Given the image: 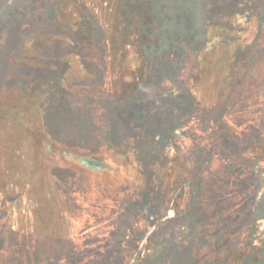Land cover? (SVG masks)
<instances>
[{"label":"trees","instance_id":"16d2710c","mask_svg":"<svg viewBox=\"0 0 264 264\" xmlns=\"http://www.w3.org/2000/svg\"><path fill=\"white\" fill-rule=\"evenodd\" d=\"M162 1L166 2L29 0L27 17L21 15L22 4L10 3L15 21L0 35L3 85L21 103H33L27 104L33 111L29 117L38 115L44 127L58 138L67 140L62 134L70 133L75 126L79 135L86 136V131L93 135L89 121L98 125L103 119L100 110H105L108 117L111 109L107 106L121 104L118 91L109 92L115 97L111 103L106 102V95L101 97L108 91L101 82L107 62L130 65L131 79L140 82L136 71L147 56L144 35L159 28L152 30L151 20L161 15V21L166 15L171 20L161 31L166 45L161 56L174 60L175 75L163 80L164 73L155 69L152 75L159 76L161 83L152 82L138 90L142 93L154 86L158 92L150 98L158 100L169 83L175 89L169 91L174 105L169 145L140 140L134 145L139 146L137 155L136 147L118 138L111 143L104 141L105 147H118L123 154L140 159L145 156V171L140 172L137 185L119 189L125 194L123 198L112 199V204L105 206L104 199L110 197L105 189L99 194L89 188L91 207L78 205L76 220L68 219L52 230L25 225V219L20 220L24 210H11L3 201L0 264H146L152 257L139 253L152 246L154 232L160 233L157 250L172 248L175 255L158 264H264V236L259 237L255 213L264 173V0H170L165 5ZM209 30L218 34V43L202 59L194 46L206 41ZM51 61L61 63L55 66ZM115 63L109 65L114 67ZM71 66L78 67L73 73L76 78L69 79L77 85V91L70 92L66 105H62L67 77L65 80L61 76L70 75L67 69L73 70ZM118 68L121 74L125 72ZM89 78L92 87L102 91L96 96L88 84L78 86ZM188 84H198L195 94L179 93ZM143 96L140 94L145 101ZM9 103L0 102V110H8ZM73 107L81 114L78 111L72 115ZM137 135V130L133 131L132 137L136 139ZM82 136L84 140L91 137ZM167 149L180 163L179 172L175 171L176 185L171 183L169 187H174L175 208L166 204L173 193L169 199L161 195L167 189ZM153 166L162 174L155 170L159 176L146 175ZM56 205L43 208L48 225L60 217L61 208ZM30 207L36 210V204ZM12 232L14 237L8 239ZM174 233V239L164 238Z\"/></svg>","mask_w":264,"mask_h":264},{"label":"rangeland","instance_id":"374dc122","mask_svg":"<svg viewBox=\"0 0 264 264\" xmlns=\"http://www.w3.org/2000/svg\"><path fill=\"white\" fill-rule=\"evenodd\" d=\"M12 1H15L18 6L22 4L23 12L21 15L23 17L28 16L26 6L29 4V0H0V35L4 30L9 29L15 21V15L13 12L9 11ZM167 1L169 2L170 0H166V2L162 1L161 4H167ZM159 6L163 9L161 5ZM160 18H162V15L156 19L153 17L151 20L152 30L159 28L155 29L152 34H148L147 32V34L144 35V49L146 50L145 53L147 56L140 60L141 63H139L141 67L136 71L137 74L139 73L138 75L140 77L138 79L140 82L135 83L137 82L135 78L131 79L132 67L130 65L124 64L122 61H111L107 62L106 66L103 67L105 69V75L101 78L102 86L108 88L105 94L101 93L102 91L97 89V86L94 85L93 87L95 88L92 87L90 78L84 84L78 85L85 86L88 84V88L91 87L90 91L93 95L96 96L99 93H101V97L106 95V102L108 103L115 100V97L110 94L111 90L112 93L118 91V97L121 99V104L107 106L109 110L111 109L110 114L108 112V117L105 115V110L98 111L100 113L99 117L103 118L99 121L98 125L89 121L91 124L90 128H92L90 132L92 131L93 135L92 133L88 135L87 131L85 132L87 134L86 136L85 134L79 135L78 126H75L70 133L62 134L64 137L67 136V140L58 138L56 135L50 133L41 123L42 121L38 115H35L36 117L34 116V118L31 116L29 117L33 112L30 110L32 106L29 105H33V103L30 101L27 102L29 105L21 103V101L13 95V92L8 90L5 84L3 85L4 80L2 79V75H0V102H7L8 105L9 100H13H10V102L13 103H9L11 107H9L8 110L5 112L2 108L0 110V195L4 192L3 197H0V206L4 201L11 210L16 207H20L24 210L23 214H20V220L22 221L25 219L23 221L25 225L31 226L32 228L36 226L37 228H41V230L55 229L68 219L74 220L78 217V205L83 203L85 206L87 205V209L91 207L88 204L91 203V201L87 197L89 188L91 192L95 190L98 193L99 190L105 189L107 198L110 196L106 201L104 199L105 206H108L111 205L112 201L117 199V197L123 198L125 194L118 192L121 187L132 188L137 185V179L141 176L140 172L143 174L145 171L143 170L144 162L146 163L145 159H143L145 156H142V159H140L137 156L133 157L131 153L123 154L118 147H105L104 141L111 143L110 140L118 138V140L125 143V145L136 147L134 150L136 154H140L138 151L139 146L134 145L140 140L146 139L152 141L153 144L165 141V143L169 145L170 136L173 137V133L172 135L170 133L171 127L169 125H172L174 115V113L171 112L174 109V105L171 104L173 93L169 91L173 86L169 83L167 86L168 88L162 91L164 95L160 99L158 98V100H156V98H150V96L158 92L156 87L152 86L150 87L151 89L147 88L144 91L142 90V93L138 90L140 86L150 85L152 82H154L153 84H160L162 79H170L175 75L174 60L161 56V50L166 46L165 44L163 45L164 41L161 40V31H165L171 24L170 16L166 15V17L163 18L164 21H161ZM161 25L163 27H160ZM214 33L215 30H209L207 36H205L206 41L208 39L212 40L210 43L212 48L209 47L210 44L206 41L203 43L201 41V44L194 46L196 55H201L202 59L207 58L210 51L218 43V34L214 35ZM202 39L204 38L202 37ZM174 49L175 45L171 48V51H175ZM164 54H168V52L165 51ZM51 63H54L53 65L56 66V63L61 62L51 61L50 64ZM94 63L99 64L101 62ZM112 63H115L114 67L109 65ZM118 66L122 67L121 70L125 71V75H123L124 73L121 74L118 72ZM76 67L71 66L73 70L70 71L67 69V72H69V74L71 73L70 75L66 73L61 76L62 79L67 77V80L65 79L67 81L65 83V89L67 91L65 90L62 92L61 95L63 97L61 96L60 98L64 99L60 100L62 105H66L65 102H67L66 100H68L67 98L70 96V92L77 91V85L74 83L72 84L69 80L76 78L75 75H73L74 70L78 69V67ZM103 68L101 67L99 69ZM155 69L164 73L162 79H160L159 76L152 75ZM58 72L61 73V71ZM118 73L121 75H118ZM125 76L127 78L129 77V80H125ZM5 79L9 80L10 78L5 77ZM198 88V84H188V86L182 88L179 93L193 95ZM78 89L80 90L81 88ZM173 92L175 91L173 90ZM140 94L144 95L145 101L140 98ZM146 101L149 102L146 103ZM70 103L71 102H69V104ZM75 107L69 111L72 115L76 116L79 109ZM14 110H16V112L12 113ZM79 114H81L80 111ZM25 121L28 124H23ZM58 122L60 121L58 120ZM69 122L74 123V119H70ZM122 129L124 132L121 131ZM135 130L139 133L136 139L132 137L133 131ZM82 135H84V138L91 137L88 140H84ZM139 143L142 142H138L137 144ZM80 157L92 158L94 161H103L106 164V168L101 172H88L78 164L77 160ZM166 161V174L168 175L165 176L166 180L164 179V187L167 185V189H165L161 195H166L169 199L174 195V187L172 186V189L169 187L171 183L172 185H176L175 171L179 172L180 163L177 161L175 155L171 154L168 149ZM155 170H159V168L153 166V169L150 171L147 170L148 173H146V175H158V171L156 172ZM159 173L162 174V170H159ZM9 178L12 180H9ZM260 179L258 209L255 211L259 223L258 226L260 227V231L258 232L260 235L259 237L264 236V173L261 175ZM76 184L81 185L75 189L74 187ZM115 193L118 194L116 195ZM175 199L176 196L174 195L169 202L167 200L166 204L175 208ZM33 204H36L35 211L33 209L31 210L30 207ZM51 204H57L56 206L61 208L59 210L60 217L58 216V219L55 218L51 220L48 225V220L45 221L42 213H45L43 208L50 207ZM112 207L114 208L115 205L113 204ZM3 211L7 212V210ZM172 214L176 215L173 211ZM100 216L102 215L100 214ZM32 217L35 219L33 220ZM170 223L173 224L174 222L172 221ZM157 234L160 235L159 232L151 234L152 246L144 248L139 253L140 256L152 257L148 258L146 264H158L161 260H168L175 256L172 248L164 249L161 252L157 250L161 242V240L156 238ZM12 237H14L13 232L10 233L8 239ZM164 238L172 240L175 238V233L171 236L166 235ZM185 256L187 255L185 254Z\"/></svg>","mask_w":264,"mask_h":264},{"label":"flooded vegetation","instance_id":"af4514ba","mask_svg":"<svg viewBox=\"0 0 264 264\" xmlns=\"http://www.w3.org/2000/svg\"><path fill=\"white\" fill-rule=\"evenodd\" d=\"M77 162L88 172H101L106 168V164L103 161H94L92 158L80 157Z\"/></svg>","mask_w":264,"mask_h":264}]
</instances>
